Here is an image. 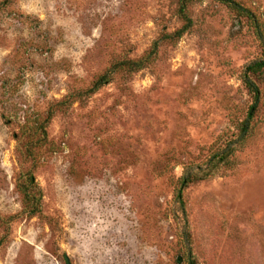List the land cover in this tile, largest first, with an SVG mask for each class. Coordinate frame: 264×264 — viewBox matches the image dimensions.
<instances>
[{
    "label": "rangeland",
    "instance_id": "1",
    "mask_svg": "<svg viewBox=\"0 0 264 264\" xmlns=\"http://www.w3.org/2000/svg\"><path fill=\"white\" fill-rule=\"evenodd\" d=\"M234 1L264 33V0ZM178 10L179 0H0V264H188L176 190L185 167L205 163L247 116L242 75L263 53L254 24L196 1L181 40L89 93L181 29ZM260 88L240 164L184 193L200 264H264ZM51 114L42 141L34 132ZM28 172L43 192L34 218L17 189Z\"/></svg>",
    "mask_w": 264,
    "mask_h": 264
},
{
    "label": "trees",
    "instance_id": "2",
    "mask_svg": "<svg viewBox=\"0 0 264 264\" xmlns=\"http://www.w3.org/2000/svg\"><path fill=\"white\" fill-rule=\"evenodd\" d=\"M199 0H179L178 15L183 22V27L173 34H166L162 38L154 42L148 54L140 59L128 60L115 64L112 69L97 78L89 90L90 94H94L105 86L109 85L118 71L126 69L131 73H136L144 70L147 65L156 57L162 45L168 42L181 40L193 28V19L189 14V7L192 3ZM233 10L246 14L249 20L254 24L258 39L262 46V56L250 62L244 69L242 79L244 86L252 98V105L249 108L247 116L238 125L236 132L225 141L217 151H215L203 164H189L185 167L179 186L175 195L174 216L177 220L184 223L183 239L189 249L188 264H200L197 258L192 253V237L190 228L187 224V205L185 201V191L201 182H207L215 179L225 173L227 170L233 169L240 164L238 153L242 151L252 140L256 132V119L260 110L262 100V90L260 82L264 81V33L260 28L257 19L244 9L234 0H219ZM34 110L31 115H33ZM30 115V116H31ZM52 119V114L46 124H42L34 132V135H40L42 141L46 139V128ZM18 192L22 198V203L25 208L24 212L29 218H34L42 213L43 192L36 182V178L31 172L24 175L17 185Z\"/></svg>",
    "mask_w": 264,
    "mask_h": 264
},
{
    "label": "water",
    "instance_id": "3",
    "mask_svg": "<svg viewBox=\"0 0 264 264\" xmlns=\"http://www.w3.org/2000/svg\"><path fill=\"white\" fill-rule=\"evenodd\" d=\"M65 260H66V263H67V264H72V263H71V260L69 259V257L66 256V257H65ZM179 262H181V259L179 260Z\"/></svg>",
    "mask_w": 264,
    "mask_h": 264
}]
</instances>
